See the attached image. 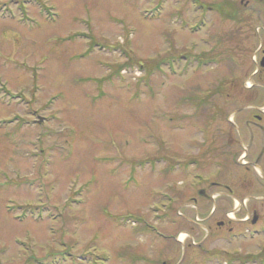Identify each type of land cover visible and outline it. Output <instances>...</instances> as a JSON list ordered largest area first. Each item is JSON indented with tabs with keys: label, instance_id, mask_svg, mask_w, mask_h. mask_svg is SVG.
<instances>
[{
	"label": "rangeland",
	"instance_id": "374dc122",
	"mask_svg": "<svg viewBox=\"0 0 264 264\" xmlns=\"http://www.w3.org/2000/svg\"><path fill=\"white\" fill-rule=\"evenodd\" d=\"M259 1L0 0V264H264Z\"/></svg>",
	"mask_w": 264,
	"mask_h": 264
},
{
	"label": "flooded vegetation",
	"instance_id": "af4514ba",
	"mask_svg": "<svg viewBox=\"0 0 264 264\" xmlns=\"http://www.w3.org/2000/svg\"><path fill=\"white\" fill-rule=\"evenodd\" d=\"M263 1V0H262ZM259 53L262 55V53H263V55H262V57H264V43L262 44V47H261V49L259 50ZM263 69V68H262ZM257 70V73H258V71H259V69L257 68L256 69ZM247 109V108H246ZM258 110H260L259 108H258ZM264 110V109H263ZM263 110H261V114H256V113H254L251 117H250V115H249V117L250 118H252V120H253V125L255 126V125H259L260 124V122L261 123H264V111ZM256 121V122H255ZM262 137V136H261ZM259 138V137H258ZM254 141V140H253ZM257 147H259V145H257ZM246 183V182H245ZM247 184V183H246ZM226 191H227V196H229V197H234V193H233V190L231 189V188H228V187H226ZM235 192V191H234ZM210 200H212L211 198H209ZM227 204H229V205H231L232 206V208L234 209V207H233V204H232V202H228ZM233 209L231 210V211H233ZM252 210H253V217L252 218H254V216H257L258 217V212H257V209H256V207H252ZM242 211H245V212H248L249 211V207H247V204L245 205V207H243V206H241V207H239V209H238V213L237 214H239L240 212H242ZM221 213L220 212V210H219V208H216L214 211H212L211 213H210V215H209V217H214L215 216V213ZM226 215V214H225ZM211 219V218H210ZM251 220V219H250ZM222 223V224H221ZM216 226H217V228L218 229H220V228H222L223 226H224V223L223 222H218L217 224H216Z\"/></svg>",
	"mask_w": 264,
	"mask_h": 264
},
{
	"label": "bare ground",
	"instance_id": "6f19581e",
	"mask_svg": "<svg viewBox=\"0 0 264 264\" xmlns=\"http://www.w3.org/2000/svg\"><path fill=\"white\" fill-rule=\"evenodd\" d=\"M184 236H181V238L179 239V241H182V238H183Z\"/></svg>",
	"mask_w": 264,
	"mask_h": 264
}]
</instances>
